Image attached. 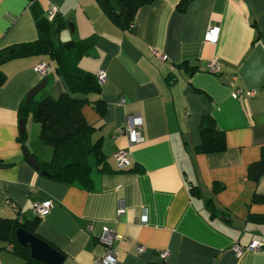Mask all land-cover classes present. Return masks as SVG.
I'll return each mask as SVG.
<instances>
[{
  "label": "crops",
  "instance_id": "obj_1",
  "mask_svg": "<svg viewBox=\"0 0 264 264\" xmlns=\"http://www.w3.org/2000/svg\"><path fill=\"white\" fill-rule=\"evenodd\" d=\"M182 2L154 0L139 9L135 29L123 32L95 0H36L33 8L27 0H0V49L36 41L34 15L56 6L66 21L61 41L96 38L79 67L107 75L100 94L90 96L104 102V115L90 104L82 107L100 151L88 157L91 184L84 188L54 182L27 162L23 149L41 161L52 154L48 146L41 154L29 140L30 129L25 147L19 141L18 110L27 94L42 82L35 102L67 90L54 63L30 56L1 67L0 162L11 165L0 167V219L33 221L32 204L48 201L35 233L62 253L63 264H96L104 253L103 227L118 237L119 264H264V251L233 250L252 241L264 244V224L247 220L250 214L264 217V203H252L254 194L264 192V171L257 181L247 177L264 151V0H187L180 8ZM210 26L219 28L215 42L206 40ZM41 62L50 66L43 79L35 70ZM212 62L217 73L208 71ZM237 87L254 94L236 97ZM133 115L142 119L144 141L137 145L117 133ZM203 115L224 133V151H195ZM29 120L25 127L31 128ZM120 149L130 152V166L122 171L113 159ZM216 184L222 190L215 192ZM120 204L124 213L118 216ZM10 248L0 242V264H23ZM159 251H167V258Z\"/></svg>",
  "mask_w": 264,
  "mask_h": 264
},
{
  "label": "trees",
  "instance_id": "obj_2",
  "mask_svg": "<svg viewBox=\"0 0 264 264\" xmlns=\"http://www.w3.org/2000/svg\"><path fill=\"white\" fill-rule=\"evenodd\" d=\"M108 20L119 30L132 32L135 29L136 15L139 9L152 3L154 0H95ZM187 0H183V8ZM33 1L30 8H33ZM38 29V38L34 42L14 44L0 49V88L5 84L6 77L1 70L3 64L20 58L30 56H47L54 63L56 74L66 85V92L58 98L46 97L35 102L32 99L24 102L18 110L19 121L24 123L28 118L39 125V141L51 148L52 154L49 161H41L35 155L39 174L48 179L62 184L77 183L84 188L91 184V168L88 163L89 156H99L98 144L93 143L91 135L93 128L89 126L83 115L82 107L90 104L95 112L102 116L105 113V104L100 99L91 100L90 96L100 94V86L96 77L79 67V61L89 55L95 47L96 38L90 36L80 41H61L59 34L66 26V21L58 15L52 22L45 16L35 17ZM194 69H190V72ZM200 143L195 148L197 153H219L225 150L224 133L216 128L215 122L209 115H203L199 125ZM19 141L25 147L26 133ZM26 158V157H25ZM101 159L98 161L100 162ZM11 164L0 162V167ZM264 171V151L258 162L248 166L247 177L257 181ZM222 186L214 185V191L222 190ZM194 195L199 189L190 185ZM252 203H264V192L256 193ZM209 211L214 214V205L211 200L206 202ZM248 221L264 224V217L250 214ZM39 218L33 221H20L15 219H0V242L10 245L9 252L23 259V264H43L30 257L29 248L18 244L15 236L17 229L36 235L35 228ZM37 236V235H36ZM61 253V252H60ZM62 254V253H61Z\"/></svg>",
  "mask_w": 264,
  "mask_h": 264
},
{
  "label": "built area",
  "instance_id": "obj_3",
  "mask_svg": "<svg viewBox=\"0 0 264 264\" xmlns=\"http://www.w3.org/2000/svg\"><path fill=\"white\" fill-rule=\"evenodd\" d=\"M28 3H32L36 0H27ZM58 15V8L56 6H50L46 12L45 17L49 22H52L55 17ZM219 35V28L217 26H210L206 33V40L209 42H215L218 39ZM155 56L161 60L165 61L166 56L160 53L154 52ZM50 66L45 63L41 62L36 65L35 70L38 73L40 78H45L46 74L49 71ZM208 71L211 73H217L219 71L218 66L215 63H210L208 65ZM107 78L106 72L103 69H100L96 73V80L99 85H101ZM251 96L254 93L252 91H245L239 87L234 90V95L239 97L241 95ZM124 100L120 99L118 102L119 106L123 105ZM119 135H125L127 141L130 145H137L141 144L144 139L142 137V119L138 115H133L127 118L126 124L124 127L119 128L117 130ZM114 163L117 170H126L130 166V152L128 150L120 149L115 152L113 155ZM50 207V203L48 201L45 202H34L31 206L32 211L37 217L44 216ZM124 213V207L120 204L117 208V215L120 216ZM116 233L108 228L103 227L100 235L99 241L104 246V253L101 257L96 258V264H119L118 259L114 255V242L117 240ZM233 250L237 255H240L243 251H251V252H261L264 251V244L260 241H252L249 244L242 246V245H234ZM144 251L143 246H139L137 248L138 253H142ZM158 256L161 259H165L168 256L167 251H159Z\"/></svg>",
  "mask_w": 264,
  "mask_h": 264
},
{
  "label": "water",
  "instance_id": "obj_4",
  "mask_svg": "<svg viewBox=\"0 0 264 264\" xmlns=\"http://www.w3.org/2000/svg\"><path fill=\"white\" fill-rule=\"evenodd\" d=\"M45 82L32 89L26 96L25 102L28 103L37 92L44 87ZM25 134V123L19 121V136L22 137ZM23 155L26 157L27 162L37 169L35 158L31 156L26 149H23ZM16 240L19 245L25 248H29L30 257L43 264H63L64 257L56 249L51 247L48 243L40 239L36 235H32L23 229H17L15 232Z\"/></svg>",
  "mask_w": 264,
  "mask_h": 264
},
{
  "label": "rangeland",
  "instance_id": "obj_5",
  "mask_svg": "<svg viewBox=\"0 0 264 264\" xmlns=\"http://www.w3.org/2000/svg\"><path fill=\"white\" fill-rule=\"evenodd\" d=\"M82 40V39H81ZM80 41V40H78ZM28 124L31 126L30 127H25V132H26V136H27V128L30 134L29 140L33 143L36 144L40 149H42L41 154H45V151L49 152V148H47V146L43 145L39 139H38V132H39V126H37V124L35 122H33L31 119L29 120ZM28 139V136H27ZM47 149V150H46ZM49 158V157H48Z\"/></svg>",
  "mask_w": 264,
  "mask_h": 264
}]
</instances>
